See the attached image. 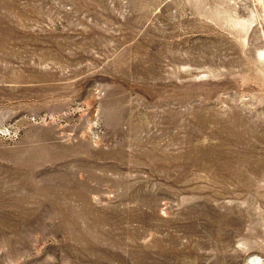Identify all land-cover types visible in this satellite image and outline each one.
Here are the masks:
<instances>
[{
    "label": "rangeland",
    "instance_id": "1",
    "mask_svg": "<svg viewBox=\"0 0 264 264\" xmlns=\"http://www.w3.org/2000/svg\"><path fill=\"white\" fill-rule=\"evenodd\" d=\"M254 258L264 0H0V264Z\"/></svg>",
    "mask_w": 264,
    "mask_h": 264
},
{
    "label": "bare ground",
    "instance_id": "2",
    "mask_svg": "<svg viewBox=\"0 0 264 264\" xmlns=\"http://www.w3.org/2000/svg\"><path fill=\"white\" fill-rule=\"evenodd\" d=\"M258 262H259V260L257 258H254L252 264H258Z\"/></svg>",
    "mask_w": 264,
    "mask_h": 264
}]
</instances>
